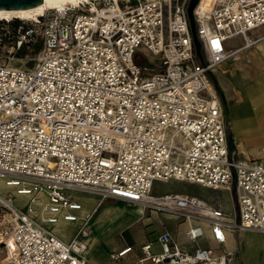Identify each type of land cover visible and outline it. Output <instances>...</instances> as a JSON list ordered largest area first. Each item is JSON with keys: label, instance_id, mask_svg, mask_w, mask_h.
<instances>
[{"label": "built area", "instance_id": "built-area-1", "mask_svg": "<svg viewBox=\"0 0 264 264\" xmlns=\"http://www.w3.org/2000/svg\"><path fill=\"white\" fill-rule=\"evenodd\" d=\"M74 0L35 18H0V181L29 194L24 206L0 192L7 264H95L86 256L90 214L65 240L52 228L77 220L74 191L136 203L188 223L182 243L168 229L167 264H233L228 236L264 232V162L230 150L212 72L263 35L264 0ZM241 38L231 47L228 40ZM39 43L31 66L6 58ZM235 191V214L201 196L152 192L155 180ZM45 198L40 209L33 201ZM39 210L43 215H39ZM237 215V216H236ZM207 229L209 234H207ZM203 237L216 246L201 245ZM9 244V245H8ZM129 247L122 249L125 252Z\"/></svg>", "mask_w": 264, "mask_h": 264}, {"label": "crops", "instance_id": "crops-1", "mask_svg": "<svg viewBox=\"0 0 264 264\" xmlns=\"http://www.w3.org/2000/svg\"><path fill=\"white\" fill-rule=\"evenodd\" d=\"M254 34L263 35L264 25L255 29ZM263 38L264 35L261 39ZM241 52L244 57L239 56ZM233 59L246 61L234 62L230 68L224 67L225 61ZM217 68L223 73H229L226 82L220 83L216 78L215 83L224 109L228 112L229 130L237 147L245 151L247 158L250 152L256 157L263 158L264 40L238 49ZM76 198L82 204L76 211L77 220L60 222H74L71 235L64 237L62 230L53 229L60 237L68 240L81 225L84 217L90 214L89 233L84 237L87 244L85 254L95 264H167L165 261L155 262L146 258L142 250V245L150 243L152 252H160L161 247L157 238L164 229H168L182 243H186L184 229L188 223L171 215L143 208L136 203L131 206L121 199L106 198L97 204L94 195L86 198L85 202ZM15 200L16 198L13 199ZM36 203L33 201L32 205ZM39 204H42V199ZM222 207L234 214V211L226 209L224 205ZM39 211L43 213L42 210ZM199 243L216 246L209 237L201 238ZM186 246L191 248L192 244L186 243ZM127 247L129 249L119 253ZM227 248L238 254L241 264H264V232L244 229L233 233L228 236Z\"/></svg>", "mask_w": 264, "mask_h": 264}, {"label": "rangeland", "instance_id": "rangeland-1", "mask_svg": "<svg viewBox=\"0 0 264 264\" xmlns=\"http://www.w3.org/2000/svg\"><path fill=\"white\" fill-rule=\"evenodd\" d=\"M132 1H136V0H132ZM15 18V17H13ZM18 19H22L19 17H16ZM26 21H28L29 19H25ZM263 39L257 41L256 43L252 44L255 45L259 42H261ZM229 45L231 47L238 45L239 43H241V38L239 37H233L230 38L228 40ZM251 46V45H250ZM10 48L8 46L4 47L1 51L0 54H2V56H7L8 55V51L7 49ZM243 52L239 53L240 57H244V54H242ZM12 54L14 55V59L12 58H6L10 61V65L11 66H31L34 61H35V57H36V49L35 46H31L29 48L24 47V53H20V49H15ZM17 58H24L23 60H18ZM246 59V58H245ZM246 60L242 59V60H237V59H233V60H227L224 62V67L226 68H230L231 64H233L234 62H245ZM245 65V63L243 64ZM229 75V73H223L221 72L218 68H216L213 72H212V80L215 83L216 78L218 79V82L222 83V82H226V77ZM221 96V95H220ZM224 106V105H223ZM225 114H226V119H227V127L229 128V123H228V112L227 110H225ZM233 144L234 147L232 150H234V156L238 157V158H247V154L245 153V151H241L239 150V148L236 145V142L233 138ZM264 146V144L262 145ZM251 154L249 155V159H258L261 160L262 162H264V157L260 158V157H256L254 156L253 152H250ZM0 192L3 194H7V192H12L13 194V198L15 199L16 196V200L14 201L15 204L17 206H24L28 200H29V195H20L18 192L15 191L14 187H6L5 183H0ZM152 192L154 193H162V192H184V193H191V194H196L199 196L204 197L205 199L215 203V204H220L221 206L224 205V207L228 210H232L235 213L237 212L236 209V200H235V191L233 189V187L231 188V190H227V189H212V188H207L204 186H201L199 184H194V183H190L184 180H176V179H170L167 181H162V180H155L153 183V188H152ZM75 197L80 198L82 201H86V198L92 197L93 194L88 192V191H74L72 193ZM28 197V198H27ZM42 204L45 201V198L42 197ZM128 202V201H126ZM42 204L40 205L39 203L34 204V206L41 207ZM128 205H134V203L132 202H128ZM5 218H6V211L5 208L3 206H0V264H7L8 263V253H7V249L5 244H3V240H5V237L2 235V231L4 228V223H5ZM74 225V222L72 223H57V224H53L52 228L58 230H62L63 231V235L64 237H68L70 236L71 232H72V227ZM58 234V233H57ZM233 264H241L238 258V254L235 255V259L233 261Z\"/></svg>", "mask_w": 264, "mask_h": 264}, {"label": "bare ground", "instance_id": "bare-ground-1", "mask_svg": "<svg viewBox=\"0 0 264 264\" xmlns=\"http://www.w3.org/2000/svg\"><path fill=\"white\" fill-rule=\"evenodd\" d=\"M68 1H74V0H49V1H46V2H43V3H39V4H36L34 6H31V7H25V8H17V9H3V8H0V18H3V19H8V18H12V17H19V18H22V19H33L35 18L38 14L42 13L46 8H50V7H56L64 2H68ZM212 0H201V5H207L208 3H210ZM238 50V49H237ZM237 50H235L234 52H236ZM15 58V57H14ZM12 57V59H14ZM18 60H23L24 58H17ZM10 63V62H9ZM0 183H4L2 181H0ZM6 187H13L11 185H7L5 184ZM3 194V193H1ZM20 195H29L27 193H19ZM3 195H6V194H3ZM16 198V196H15ZM14 198H12L11 200V203L13 205H16L14 204V201H13ZM35 203L37 202L40 203L41 202V199H38L36 201H34ZM39 215H43V213H40L39 211ZM5 240L8 241V243H12L11 239L9 237H5ZM8 244V245H9ZM7 249V253H8V261H10V256H11V251L6 247Z\"/></svg>", "mask_w": 264, "mask_h": 264}, {"label": "water", "instance_id": "water-1", "mask_svg": "<svg viewBox=\"0 0 264 264\" xmlns=\"http://www.w3.org/2000/svg\"><path fill=\"white\" fill-rule=\"evenodd\" d=\"M49 0H0V8L3 9H17V8H25L31 7L39 3H43ZM197 0H190L188 4V16L190 21V28L193 35V40L195 44L196 53L200 58H202V54L200 51V44L195 34V23L193 19V7Z\"/></svg>", "mask_w": 264, "mask_h": 264}, {"label": "trees", "instance_id": "trees-1", "mask_svg": "<svg viewBox=\"0 0 264 264\" xmlns=\"http://www.w3.org/2000/svg\"><path fill=\"white\" fill-rule=\"evenodd\" d=\"M18 21H20V19H18L16 17L13 18V23H17ZM34 46H35V49L37 50L39 48L40 44L39 43H36V44H34ZM18 49H20V53L22 55V53H24V47H20ZM227 138H228L229 148H230V150H232L233 147H234L233 137H232L231 131L229 130L228 127H227Z\"/></svg>", "mask_w": 264, "mask_h": 264}]
</instances>
